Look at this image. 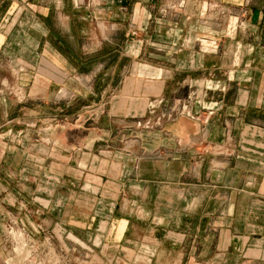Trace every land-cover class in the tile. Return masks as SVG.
Masks as SVG:
<instances>
[{"label":"crops","instance_id":"crops-1","mask_svg":"<svg viewBox=\"0 0 264 264\" xmlns=\"http://www.w3.org/2000/svg\"><path fill=\"white\" fill-rule=\"evenodd\" d=\"M161 99L194 117L138 127ZM2 191L101 252L264 264V0H0Z\"/></svg>","mask_w":264,"mask_h":264},{"label":"rangeland","instance_id":"rangeland-1","mask_svg":"<svg viewBox=\"0 0 264 264\" xmlns=\"http://www.w3.org/2000/svg\"><path fill=\"white\" fill-rule=\"evenodd\" d=\"M152 106L157 111L158 102L150 103L149 110ZM38 110L45 111V105H39ZM53 111H61V107ZM149 118L136 119L137 126L141 128ZM9 192L14 194L12 189ZM9 192H0V264H152L157 255L149 241L101 252L55 219L39 213L43 202H19L12 196L5 201Z\"/></svg>","mask_w":264,"mask_h":264},{"label":"built area","instance_id":"built-area-1","mask_svg":"<svg viewBox=\"0 0 264 264\" xmlns=\"http://www.w3.org/2000/svg\"><path fill=\"white\" fill-rule=\"evenodd\" d=\"M163 104V100L161 99L160 101H158V105H162ZM153 107V108H152ZM150 107L151 114H155L156 110H155V106ZM177 114H185L187 116H191L194 117L192 110L190 109V107L188 105H183L181 106L179 109H175L172 113L171 112H163L157 116H154L152 118H149V120H147L145 122L144 125H142L141 128H146V129H153L155 127H159L161 125H163V123L168 120L171 119L172 117H174ZM141 126V123H139Z\"/></svg>","mask_w":264,"mask_h":264}]
</instances>
